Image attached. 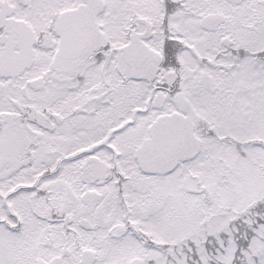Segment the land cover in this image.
Segmentation results:
<instances>
[{
  "label": "snow or ice",
  "instance_id": "6c2138e0",
  "mask_svg": "<svg viewBox=\"0 0 264 264\" xmlns=\"http://www.w3.org/2000/svg\"><path fill=\"white\" fill-rule=\"evenodd\" d=\"M0 264H264V0H0Z\"/></svg>",
  "mask_w": 264,
  "mask_h": 264
}]
</instances>
